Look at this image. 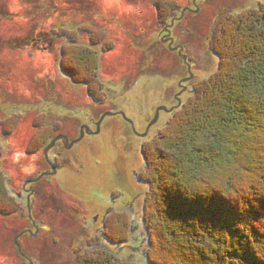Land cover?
Returning <instances> with one entry per match:
<instances>
[{
  "label": "rangeland",
  "instance_id": "1",
  "mask_svg": "<svg viewBox=\"0 0 264 264\" xmlns=\"http://www.w3.org/2000/svg\"><path fill=\"white\" fill-rule=\"evenodd\" d=\"M160 1L0 0V172L8 198L18 206L12 214L0 213V264H80L95 254H106L120 264H150L148 254L153 251L144 220L150 188L143 181L147 174L143 149L220 70L221 60L211 45L220 14L264 4V0H170L180 6L172 17L176 20L161 23L156 8ZM12 5L20 7L15 11ZM199 8L198 16L192 14ZM100 39L104 43L93 46ZM80 45L98 53V80L92 78L101 86L104 103L61 67L62 51ZM107 45L112 50L105 51ZM162 108L167 111H161L147 132ZM191 111L189 122L196 119ZM248 112L253 117L251 107ZM108 113L113 116L103 121L98 134ZM44 114L47 125L64 124L60 133L74 134L78 125L79 137L83 127L97 136L86 137L73 150L57 139L46 157L56 174L43 176L33 185L32 195L31 185L29 192L24 191V181L41 173L46 162L43 150L26 155L25 141L35 138L33 125ZM16 116L21 122L9 133ZM184 123L180 129L186 128ZM259 123L258 138L249 140L243 150L246 165L264 142V121ZM179 136L170 134L175 141L169 147ZM248 139L247 133L244 141ZM185 144L187 162H192L182 165L177 177L182 188L192 186L197 195H204L206 183L223 188L234 178L231 171L237 169L238 158L233 159L237 164L223 156L209 165L190 154L192 143ZM153 160L158 168L159 156ZM168 169L165 166L163 176ZM172 181L167 178L165 184ZM121 193L127 197L115 203ZM41 202L43 211L36 207Z\"/></svg>",
  "mask_w": 264,
  "mask_h": 264
},
{
  "label": "trees",
  "instance_id": "2",
  "mask_svg": "<svg viewBox=\"0 0 264 264\" xmlns=\"http://www.w3.org/2000/svg\"><path fill=\"white\" fill-rule=\"evenodd\" d=\"M156 5L161 23H166L180 8L170 0H161ZM222 14L211 40L213 52L221 60L220 70L199 90L198 98L174 117L166 131L143 149L147 160L143 181L150 188L144 219L153 251L148 254L150 264H264V142L249 164L241 159L246 143L258 138L259 121H264V4L239 13ZM103 43L100 39L93 46ZM112 48L107 45L104 50ZM99 60L96 51L80 45L64 49L60 62L76 84L87 86L90 95L104 103L105 97L99 94L101 86L92 78L98 80ZM200 103L202 111L196 108ZM249 107L255 112L253 117ZM190 110L191 118H196L191 122L186 119ZM46 116L37 118L38 132L31 143V153L41 150L60 128V125L55 129L48 127ZM20 122V117L13 118L9 133ZM182 123L185 129H180ZM171 133L180 136L177 144L169 147L175 141L170 138ZM247 133L249 139L244 141ZM198 139L201 143L195 145ZM183 142L192 143L190 154L203 158L209 165L224 158L234 163L233 159L239 158V163H234L237 169L230 167L234 178L224 183L223 188L206 183L204 195H197L192 186L182 188L177 177L182 165L192 162H187L188 145ZM169 150L181 157L168 155ZM157 155L161 162L158 168L153 160ZM165 166L169 169L163 176ZM167 178L173 180L170 186L165 184ZM4 179L0 172V213L12 214L18 206L8 198ZM80 264L120 263L106 254H95L81 259Z\"/></svg>",
  "mask_w": 264,
  "mask_h": 264
},
{
  "label": "flooded vegetation",
  "instance_id": "3",
  "mask_svg": "<svg viewBox=\"0 0 264 264\" xmlns=\"http://www.w3.org/2000/svg\"><path fill=\"white\" fill-rule=\"evenodd\" d=\"M192 11H193L192 14H196L198 16L199 15V12H200V8L198 10L193 9ZM57 124H60V128L54 133L52 139L50 141H48L46 143V145L41 149V150H43V154H44V157H45V162H46L45 163V167L46 168L44 167V169L42 170L41 173H40V171L39 172H36V173H33L31 176H29L28 178H26L25 181H24L26 183V184L24 183V191L29 192V190L27 189V186H30L31 185L32 186V190H31V192H32L31 194L32 195L36 193V189H34L35 186H33V185L39 184L41 182V180L43 179V176H45L47 174L53 176V175L56 174V173H53V172L50 171L51 167L53 166V163L48 162L46 157H47L48 150L51 147H56L57 146L56 145L57 144V139H58V141L61 140V142L62 141L65 142L64 148L69 149V150H73L74 147L76 145H78L79 143H81L80 141L83 142L86 137L91 136V135L92 136H97L96 134H94V132H90L86 127H83L82 130H80V134H79L80 137H79L78 136V128H77L78 125H76L75 128L73 127L74 134H69L68 132L67 133L66 132L65 133H63V132L60 133L61 131H64V128L65 127L63 126L64 125L63 123H57ZM47 126L48 127H52V128H56L57 125L52 126V123H51L50 125L48 124ZM33 127L36 130V132H38V128L36 126H34V125H33ZM33 139H34V136H32L31 138H27V141H25V148H26V151H27L26 152L27 153L26 155H31V154L34 155L36 153V152H34V153H28V149L30 148L29 146L31 145ZM22 140H23V138H22ZM37 152H40V150L37 151ZM53 169H54V172H55V169H56L55 165H54ZM39 174H40V177H37V178L35 177L34 178L35 175H39ZM48 186H50L51 188L54 187V185L52 183L49 184ZM124 197H127V194L126 193H123V194L121 193V195L118 198H116V200H114V202L115 203H118L119 201H122V199ZM42 206H43V203L42 202L40 204L36 205V207H38L39 209H42ZM41 211H43V209ZM95 219L97 220V217ZM27 232L28 231H25L24 233H20V236L22 234L26 235Z\"/></svg>",
  "mask_w": 264,
  "mask_h": 264
},
{
  "label": "water",
  "instance_id": "4",
  "mask_svg": "<svg viewBox=\"0 0 264 264\" xmlns=\"http://www.w3.org/2000/svg\"><path fill=\"white\" fill-rule=\"evenodd\" d=\"M161 111H167V109L162 108V109H159V110H158L157 115H156V119H155L154 122L151 124V126L149 127V129H148L147 132H149V130L151 129V127L154 126V125L157 123V121L159 120V117H160V113H161ZM111 116H113V114H112V113H108V114H106V115L103 117L102 121H101V122L99 123V125H98V134H100V131H101V125H102L103 121H104L107 117H111ZM124 116H125V115H124ZM142 136H143V137H147V136H148V133H146V134H144V135H142Z\"/></svg>",
  "mask_w": 264,
  "mask_h": 264
},
{
  "label": "bare ground",
  "instance_id": "5",
  "mask_svg": "<svg viewBox=\"0 0 264 264\" xmlns=\"http://www.w3.org/2000/svg\"><path fill=\"white\" fill-rule=\"evenodd\" d=\"M19 7H20V6H19ZM19 7H18L17 5H12V6H11V9L16 11V9L19 8ZM20 9H21V8H20ZM17 11H18V10H17ZM237 121H238V119H237ZM225 124H226V123H225ZM230 124H231V123H230ZM230 124H229V125H230ZM237 124H238V123H237ZM227 126H228V125H227ZM232 126H233V125H232ZM220 127H221V126H220ZM235 127H236V126H235ZM235 127H234V128H235ZM237 127H238V126H237ZM223 128H224V127H223ZM216 129H217V128H216ZM244 130H245V128H244ZM230 131H231V129H230ZM239 131H240V130H239ZM221 132H222V131H221ZM238 133H239V132H238ZM252 133H253V131H252ZM228 134L231 136L230 133H228ZM229 135H227V136H229ZM230 138H231V137H230ZM228 139H229V138H228ZM238 159H239V158H238Z\"/></svg>",
  "mask_w": 264,
  "mask_h": 264
}]
</instances>
